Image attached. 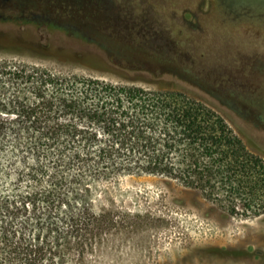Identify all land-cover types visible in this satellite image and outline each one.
<instances>
[{
  "label": "rangeland",
  "instance_id": "374dc122",
  "mask_svg": "<svg viewBox=\"0 0 264 264\" xmlns=\"http://www.w3.org/2000/svg\"><path fill=\"white\" fill-rule=\"evenodd\" d=\"M0 57L172 90L264 158V0H0ZM123 226L71 264H264V214L155 175L102 184Z\"/></svg>",
  "mask_w": 264,
  "mask_h": 264
},
{
  "label": "trees",
  "instance_id": "16d2710c",
  "mask_svg": "<svg viewBox=\"0 0 264 264\" xmlns=\"http://www.w3.org/2000/svg\"><path fill=\"white\" fill-rule=\"evenodd\" d=\"M155 175L264 214V158L207 104L172 90L0 57V264H71L123 226L102 184Z\"/></svg>",
  "mask_w": 264,
  "mask_h": 264
}]
</instances>
